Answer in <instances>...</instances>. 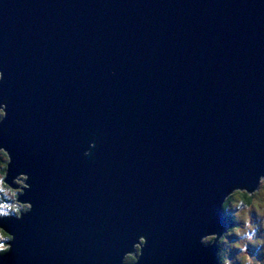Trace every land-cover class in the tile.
Here are the masks:
<instances>
[{"label":"water","instance_id":"obj_1","mask_svg":"<svg viewBox=\"0 0 264 264\" xmlns=\"http://www.w3.org/2000/svg\"><path fill=\"white\" fill-rule=\"evenodd\" d=\"M0 70L33 204L4 264H119L133 234L216 264L221 193L264 174V0H0Z\"/></svg>","mask_w":264,"mask_h":264},{"label":"clouds","instance_id":"obj_2","mask_svg":"<svg viewBox=\"0 0 264 264\" xmlns=\"http://www.w3.org/2000/svg\"><path fill=\"white\" fill-rule=\"evenodd\" d=\"M5 73L0 70V82ZM8 117V103L0 99V125ZM7 129L0 127V136ZM95 141H89L83 151L85 158H91ZM36 155V149H33ZM12 155L4 146H0V264L12 251L16 237L6 221H20L28 215L33 204L21 198L31 191V177L23 171L10 175ZM218 209L224 220L221 231H212L201 235L202 247H214L216 264H264V174L258 175L254 186L235 185L221 193ZM146 236L133 234L132 243L120 256L119 264H141Z\"/></svg>","mask_w":264,"mask_h":264}]
</instances>
